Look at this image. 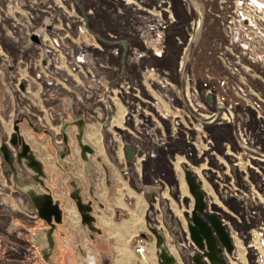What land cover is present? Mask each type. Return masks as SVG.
I'll use <instances>...</instances> for the list:
<instances>
[{
    "label": "rangeland",
    "instance_id": "1",
    "mask_svg": "<svg viewBox=\"0 0 264 264\" xmlns=\"http://www.w3.org/2000/svg\"><path fill=\"white\" fill-rule=\"evenodd\" d=\"M13 1L26 15L18 23L23 45L16 61L24 66L14 87L31 122L57 130L62 117L50 112L51 124L45 106L61 94L87 105L90 92L108 100L104 130L146 142L159 164L152 178L158 192L173 186L168 209L161 211L163 197L149 199L153 227L165 230L172 216L188 234L195 203L186 180L190 172L206 212L219 217L232 238L233 264L241 256L248 257L245 264H264V0ZM92 119L100 128L101 121ZM24 127L27 136L33 134L29 124ZM58 184L62 230L70 237L83 224L72 213L68 190ZM16 190L0 173V201L10 210L17 208ZM95 226L94 233L87 229L94 241L103 232ZM63 232L59 252L71 246Z\"/></svg>",
    "mask_w": 264,
    "mask_h": 264
},
{
    "label": "crops",
    "instance_id": "2",
    "mask_svg": "<svg viewBox=\"0 0 264 264\" xmlns=\"http://www.w3.org/2000/svg\"><path fill=\"white\" fill-rule=\"evenodd\" d=\"M16 4L13 0H0V144L5 140V137L13 132V122L18 118V114L20 112L21 114L23 113L19 117L27 116L23 112L24 106L22 105L24 100L14 87L18 71L24 66V64L16 61L19 54L18 49L23 45L22 32L18 23L26 18L25 14H20L17 11L15 8ZM83 16L85 20L89 21L85 12ZM31 19L33 20V17ZM86 28L88 29L87 24ZM88 31L90 30L88 29ZM92 34L99 36L93 32ZM37 36V33L31 35L32 39L37 38ZM35 42L38 43V41ZM3 55L11 56L15 63L6 62V59L2 58ZM32 70L34 71V66H32ZM31 79L35 80L34 75H31ZM86 101H88V105L78 102L76 96L72 94H61L57 101H52V105L51 101H48L45 106L48 121L51 124L52 120L55 121V118L51 115L53 111L57 114L59 112L62 117L59 128L57 130L54 128L51 131L49 130L51 135L36 134L33 131V134L30 132L31 135L27 136L28 134L24 130L26 127H22L24 134L29 138L28 141L39 152L45 165L52 173L53 181L50 182V186L53 187L54 196L58 197L56 194L58 183L63 182L61 185L66 189L65 183L68 175L62 177V173L66 172L67 174V171L56 161L52 139L61 137L59 134L61 135L63 123L66 119L71 116H82L84 107L92 106L95 103L96 108H98L97 111L88 114L89 131L86 135L87 141L96 150V154L92 158L96 168V175H91L90 177L85 164L80 158L78 148H76L77 151L75 150L76 157L72 173L81 180L83 194L86 199L93 200L97 224L103 232L98 234L97 240L94 241L91 239L87 228L77 223L75 225L77 229H72L73 233H71L70 237L68 233L65 235L67 243H71V246L68 245L70 249H62L61 264H134L136 254L132 239L142 236V234L149 236L152 233L154 236L151 235L147 242V257L151 264H165L158 245L159 238L162 240V247L169 253L172 264H204L203 258H207L209 264H233L235 262L234 243L232 253H227L226 249L218 242L221 251L217 254V257H210L205 251H201L191 244L190 222L187 227L188 234H186L182 220L175 221L172 216L170 219L167 218L169 221L165 222V230H161L162 228L157 229L158 232L153 227L154 216L152 218L147 216L150 204L149 199L153 195L155 198L157 196L163 197L166 201L163 200L161 211L168 209L166 202L171 198L170 195L174 193L172 191L173 186L171 188L167 186L165 187L166 189L159 193L156 184L152 181L154 175L153 167L157 166L159 168L158 162L153 159L154 151L148 147L146 142L133 141L130 140V137L123 138L124 134L121 133L118 136H114L109 129L103 132V122L108 119L105 117L106 107L98 103L99 98L95 93H88ZM93 116L101 121L99 123L100 128L96 125L97 123L93 122ZM29 119L31 120V118ZM138 150L142 153L140 159L137 157ZM5 168H7V163L0 152V173L4 182L6 181L11 185V182L14 183V176L13 174L6 176L4 174ZM58 179L60 182H58ZM12 187L13 185L11 189H13ZM129 202H133V204L130 206ZM18 207H22L21 210L23 211H17ZM4 208L7 212L0 211V215L5 217V226L9 225L12 215L17 218L15 220L12 219L13 223H15L12 226L15 243L2 245V242H0V249L2 248L3 253L0 264H3L2 259L8 264H22L24 258L20 253H27L31 245L27 242V239L23 240L21 233L31 228L34 219L30 214L26 213L29 211L24 205H17L15 211H9L6 207ZM169 208L176 209V211L179 210L178 207L171 206ZM71 210L73 215H76L75 208ZM118 213H127L128 217L126 219H117ZM172 219L173 222H170ZM91 249L94 250L95 254L92 253ZM6 252L14 255V258L9 260L5 255ZM238 259L240 264L248 262V257H246V260L242 256Z\"/></svg>",
    "mask_w": 264,
    "mask_h": 264
},
{
    "label": "water",
    "instance_id": "3",
    "mask_svg": "<svg viewBox=\"0 0 264 264\" xmlns=\"http://www.w3.org/2000/svg\"><path fill=\"white\" fill-rule=\"evenodd\" d=\"M36 39V38H33ZM126 44V42H124ZM108 105V100H105ZM110 108V106H108ZM19 119L15 120L14 132L10 137V143L14 147H21L18 152V163L35 172L38 176L45 175V166L42 160L38 158L37 152L32 149V146L26 141L25 136L21 133L18 125ZM75 125L77 127L76 139L80 148V155L83 161L89 167H92L89 155L94 154V149L87 143L83 142V135L87 130L85 116L83 118H74L72 122H66L64 125V141L68 145V134L66 129L69 126ZM0 152L7 163V168L4 170L6 176L13 174L16 186L18 189L28 194L35 211L38 213L40 219L44 220L50 228L48 229V236L54 240V229L56 224L63 222V209L60 205V200H55L51 193H35V189L26 183L24 175L20 174L15 164L12 151L7 143L0 145ZM70 153V150H69ZM58 157L61 158L62 153L57 150ZM186 180L189 186V191L195 199L194 208L192 210L191 222L189 225L190 238L195 246L201 251H205L210 257H217L221 251L218 242L226 249L227 253H232L234 250L232 238L222 223V220L216 215L206 212L205 196L200 190L195 178L190 172L186 174ZM76 199V207L80 212L82 223L87 225L91 231H96L94 226L95 218L90 214L93 210L91 201L83 203L82 198L74 196ZM154 232H156L154 230ZM146 236V234H142ZM162 240L159 238L158 245L160 246V253L165 264H172V259L167 250L161 245Z\"/></svg>",
    "mask_w": 264,
    "mask_h": 264
},
{
    "label": "flooded vegetation",
    "instance_id": "4",
    "mask_svg": "<svg viewBox=\"0 0 264 264\" xmlns=\"http://www.w3.org/2000/svg\"><path fill=\"white\" fill-rule=\"evenodd\" d=\"M98 103H101V105L103 104L106 108L109 109V105L105 104V100H99ZM98 108H96V103L92 106H87L84 107L83 109V114L82 116H71L70 118L66 119L65 122L63 123V127L61 130V138L60 139H52V145L54 147V151H55V155H56V161L58 162V164L64 168L67 173V181L65 183L66 189L68 190V194L69 197L74 201V206H75V210L78 212V215L80 216L81 219V215L80 212L78 211L77 207H76V199L74 198V196H80L82 198L83 203H87V202H92V212L90 214H92V216H94L95 221H94V226L97 224V219L95 217V207H94V202L93 200L85 197V195L83 194V185L82 182L79 178H77L76 176H74V174L72 173V169L74 167V163H75V149L78 148L80 151V148L78 146V142L76 139V134H77V127L75 125L73 126H69L66 129V133L68 134V145L65 144L64 141V125L66 122H72L74 118H83L85 116V122L87 124V130L83 135V142L89 144L93 149H94V154L89 155L90 161L92 162V167H89L87 165V163L85 161L82 160L81 155L80 158L82 160V162L85 164L86 170L88 171V174L90 175H96V168L95 165L93 164L94 161L92 160V158L95 156L96 154V150L95 148L87 141L86 139V135L89 131V119H88V114L94 111H97ZM17 119H19V127H20V131L21 133L25 136L26 141L31 145V143L28 141V138L26 137V135L23 132V126L25 123L29 124V128L34 131V133H44V134H49L51 135V132H49L48 129H41V128H37L32 122L31 120L27 117V116H22V117H18ZM16 119V120H17ZM14 125H15V120L13 122V132H14ZM105 126L102 128V131L104 132ZM12 132V133H13ZM12 133L5 137V143L8 144L10 150L12 151L13 157H14V161L15 164L18 168V171L20 172V174L24 175L26 178V183L28 185H30V187H33L35 189V193H51L54 197L55 200H60V205L63 209V222L60 224H56V228L54 229V240L50 239L48 236V229L50 228V226L42 219H40V217L38 216V213L35 211L34 206L32 205V202L28 196L27 193H25L24 191L20 190L17 188L16 186V191L14 192L13 198L15 200V202L17 203V205H24L27 207L29 212H26L27 214H30L32 216V218L34 219L32 221V226L28 231H22L21 236L23 238V240L27 239V242L31 245L30 250L26 253V252H22L20 254L23 255V262L22 264H61V252H59L57 250V243L60 239V236L63 232L62 230V226L64 225L65 222V206H64V197H55L54 196V192H53V187L50 186V182L53 181V175L50 172V170L47 168V166L45 165L44 161L42 160L41 156L39 155V152L37 150H35L32 146V149L34 151L37 152L38 158L40 160L43 161L44 166H45V175L44 176H38L35 172L31 173V170L21 166L18 163V152L21 150V147L17 146L14 147L11 143H10V137L12 135ZM3 141V142H4ZM57 150H59L62 153V157L59 158L58 154H57ZM70 150V153H69ZM70 172V173H69ZM13 181L15 182V180L13 179ZM1 197V195H0ZM0 200L2 201V199L0 198ZM0 201V207L4 208L6 207L7 209H9L7 206H5L4 204H2L3 202ZM186 201V199L184 200V202ZM133 204V202H129V205L131 206ZM4 206V207H3ZM19 209L17 211H23L21 210L22 207H18ZM5 209V208H4ZM6 210V209H5ZM2 211V210H0ZM9 211H15V210H10ZM7 212V210H6ZM125 215L124 218L128 217L127 213H123ZM122 214H117L116 218L118 219ZM4 215H0V242H2V245H7V244H12L15 243V237L12 234L13 233V228L12 226H14L15 223H13V219L12 223L10 225L7 224V226L2 225V223H5L4 221ZM122 219V218H121ZM11 222V221H10ZM82 222V219H81ZM83 224V223H82ZM84 225V224H83ZM87 229L88 226L84 225ZM9 227V228H8ZM96 227V226H95ZM90 230V229H89ZM91 231V230H90ZM94 233V231H91ZM64 235H66V232H63ZM1 236L4 238V242L1 239ZM93 236V234H92ZM11 238V240L13 242H9V240ZM0 259L3 256L2 253V248L0 249ZM6 257L10 260L12 258H14V255H12L10 252H6ZM2 263L3 264H8L7 262H5V260L2 259Z\"/></svg>",
    "mask_w": 264,
    "mask_h": 264
},
{
    "label": "built area",
    "instance_id": "5",
    "mask_svg": "<svg viewBox=\"0 0 264 264\" xmlns=\"http://www.w3.org/2000/svg\"><path fill=\"white\" fill-rule=\"evenodd\" d=\"M149 236H137L132 239V244L136 254V261L134 264H151L147 257V242Z\"/></svg>",
    "mask_w": 264,
    "mask_h": 264
}]
</instances>
